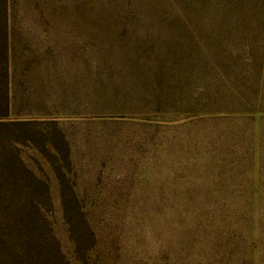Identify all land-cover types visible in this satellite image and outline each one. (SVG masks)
<instances>
[{"label": "rangeland", "instance_id": "rangeland-1", "mask_svg": "<svg viewBox=\"0 0 264 264\" xmlns=\"http://www.w3.org/2000/svg\"><path fill=\"white\" fill-rule=\"evenodd\" d=\"M2 116L10 264H264V0H0Z\"/></svg>", "mask_w": 264, "mask_h": 264}, {"label": "trees", "instance_id": "trees-1", "mask_svg": "<svg viewBox=\"0 0 264 264\" xmlns=\"http://www.w3.org/2000/svg\"><path fill=\"white\" fill-rule=\"evenodd\" d=\"M25 142V131L20 122L0 120V264H10L15 241L10 208L12 199L19 194L21 174L18 171L23 169L15 147Z\"/></svg>", "mask_w": 264, "mask_h": 264}]
</instances>
